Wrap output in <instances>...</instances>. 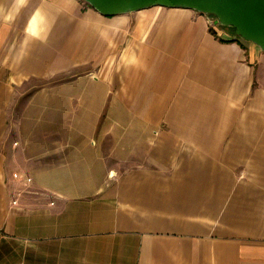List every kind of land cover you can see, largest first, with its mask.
Returning <instances> with one entry per match:
<instances>
[{"label": "crops", "instance_id": "0c3cea01", "mask_svg": "<svg viewBox=\"0 0 264 264\" xmlns=\"http://www.w3.org/2000/svg\"><path fill=\"white\" fill-rule=\"evenodd\" d=\"M216 26L0 0V264H264V51Z\"/></svg>", "mask_w": 264, "mask_h": 264}, {"label": "water", "instance_id": "95a60500", "mask_svg": "<svg viewBox=\"0 0 264 264\" xmlns=\"http://www.w3.org/2000/svg\"><path fill=\"white\" fill-rule=\"evenodd\" d=\"M103 16L138 12L155 6L183 8L210 15L236 37L264 51V0H82Z\"/></svg>", "mask_w": 264, "mask_h": 264}, {"label": "rangeland", "instance_id": "374dc122", "mask_svg": "<svg viewBox=\"0 0 264 264\" xmlns=\"http://www.w3.org/2000/svg\"><path fill=\"white\" fill-rule=\"evenodd\" d=\"M212 19H214L213 17H211ZM214 21H216L215 19H214ZM217 24V23H216ZM217 31H218V33L219 34H224V31L225 32H227V31H229L230 33H233L234 34V30L231 28V27H226V26H222V25H220V24H217ZM235 37V36H234ZM56 80H59V79H56ZM30 83L32 84V83H34V84H36L37 85V87L38 86H42L43 84H45L46 82L44 81H37V80H35V81H30Z\"/></svg>", "mask_w": 264, "mask_h": 264}, {"label": "built area", "instance_id": "2783aa9c", "mask_svg": "<svg viewBox=\"0 0 264 264\" xmlns=\"http://www.w3.org/2000/svg\"><path fill=\"white\" fill-rule=\"evenodd\" d=\"M12 177L16 180V181H21L23 183H25L26 185H29L31 183V178L30 177H21L18 173H13ZM12 205H17V199H14L11 202Z\"/></svg>", "mask_w": 264, "mask_h": 264}, {"label": "trees", "instance_id": "16d2710c", "mask_svg": "<svg viewBox=\"0 0 264 264\" xmlns=\"http://www.w3.org/2000/svg\"><path fill=\"white\" fill-rule=\"evenodd\" d=\"M209 16H210V15H209ZM210 17H212V16H210ZM212 32H214V34H215V31L212 30Z\"/></svg>", "mask_w": 264, "mask_h": 264}]
</instances>
